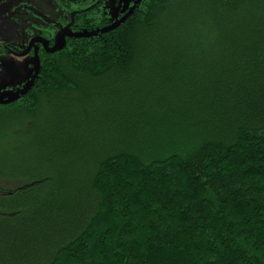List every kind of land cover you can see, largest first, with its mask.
I'll return each mask as SVG.
<instances>
[{
  "label": "trees",
  "instance_id": "obj_1",
  "mask_svg": "<svg viewBox=\"0 0 264 264\" xmlns=\"http://www.w3.org/2000/svg\"><path fill=\"white\" fill-rule=\"evenodd\" d=\"M52 1L80 36L0 103V264H264V0Z\"/></svg>",
  "mask_w": 264,
  "mask_h": 264
},
{
  "label": "rangeland",
  "instance_id": "obj_2",
  "mask_svg": "<svg viewBox=\"0 0 264 264\" xmlns=\"http://www.w3.org/2000/svg\"><path fill=\"white\" fill-rule=\"evenodd\" d=\"M67 1L71 5L72 3L76 5L80 0ZM103 2L104 8L102 10L112 23L118 18L115 17L116 13L127 14L137 7L141 0H103ZM30 7L36 13L37 19L32 21L29 19V15L26 17L22 15V17L27 18V21L38 23L35 30L27 21L14 22L0 16V49L6 44L15 46L13 53L0 54V101L15 97L17 92L32 82L36 61L39 60L38 56H33L34 51L33 53L26 51L24 46L32 36H42L40 35L42 28H48L52 24L56 25V20L60 14V9L52 0H37ZM52 43L54 45L53 39L49 40L48 45Z\"/></svg>",
  "mask_w": 264,
  "mask_h": 264
},
{
  "label": "water",
  "instance_id": "obj_3",
  "mask_svg": "<svg viewBox=\"0 0 264 264\" xmlns=\"http://www.w3.org/2000/svg\"><path fill=\"white\" fill-rule=\"evenodd\" d=\"M125 18H126V15L124 17H122L121 19L115 21L114 23H112L108 27L103 28L100 32L101 33H106L108 31L114 30L122 21L125 20ZM67 29L68 28H64V29H62L61 31H59L56 34L55 39H54V45L51 48H47L46 42H45L44 39H42L40 37H35V38H33V39L30 40L29 45H28V49H30L31 46L34 45L35 43H40L45 48L46 52H48V53H54V52H56L64 44V37L67 36V37H76L77 38V37L80 36L79 34H69ZM35 54H36V51H35ZM38 65H39V63H38V61H36L35 72L38 70ZM30 86H31V82L28 83L26 85V87L23 88L21 91L17 92L16 95H15V97H13L11 99H7V100L0 101V103L10 102L11 100H14L15 98H17L19 95H24L28 91V89L30 88Z\"/></svg>",
  "mask_w": 264,
  "mask_h": 264
},
{
  "label": "flooded vegetation",
  "instance_id": "obj_4",
  "mask_svg": "<svg viewBox=\"0 0 264 264\" xmlns=\"http://www.w3.org/2000/svg\"><path fill=\"white\" fill-rule=\"evenodd\" d=\"M98 2H101V5H102V6L100 7V10H101L103 16L107 17L106 14H105V12H103V10H102V9L104 8V2H103V0H98L96 3H98ZM89 8H92V6H90ZM73 16H74V13H71V14H70V22L67 23L68 25L64 26L62 29H64V28H68L67 30H68V33H69V34H78V33H73V32H71V31H69V25H72V22H73ZM124 16H125V15H124ZM124 16H123V15L121 16V15H120V12H118V13L115 14V17H118L117 20L121 19V18L124 17ZM117 20H115V21H117ZM115 21H113L112 23H114ZM112 23H111V24H112ZM111 24H110V25H111ZM108 26H109V25H108ZM108 26H107V27H108ZM104 28H105V27H104ZM62 29H59L58 31H56L55 35L53 36V41H54V39H55L56 34H57L59 31H61ZM101 30H102V29H101ZM35 37H40V38H42L43 36H37V35H35V36H32V37L30 38V40L33 39V38H35ZM66 38L70 39V38H76V37H67V36H66V37H64V41H65ZM77 38H78V37H77ZM42 39L45 40L47 48H51V47L53 46V43H52L51 45H48V42H49V39H48V38L43 37ZM30 40H29V41H30ZM29 41H28V43H26V45L24 46V48H26V51H31L32 53H33V51H34V52L36 51V54L34 53L33 56H35V57L38 56L40 50H42V51L45 52V53H48V52H46V50H45V48L43 47V45H41L40 43H35L34 45L31 46L30 49H28ZM48 54H49V53H48Z\"/></svg>",
  "mask_w": 264,
  "mask_h": 264
}]
</instances>
